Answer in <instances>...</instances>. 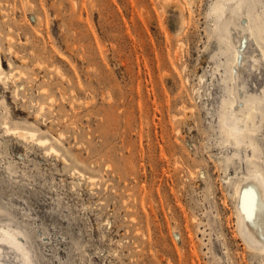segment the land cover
<instances>
[{
	"label": "rangeland",
	"instance_id": "1",
	"mask_svg": "<svg viewBox=\"0 0 264 264\" xmlns=\"http://www.w3.org/2000/svg\"><path fill=\"white\" fill-rule=\"evenodd\" d=\"M190 1L0 0V241L20 232L30 264L264 262L235 207L239 178L264 176V111L230 142L235 56L213 11L230 0ZM247 2L264 49V0ZM242 31L237 80L263 98Z\"/></svg>",
	"mask_w": 264,
	"mask_h": 264
},
{
	"label": "bare ground",
	"instance_id": "2",
	"mask_svg": "<svg viewBox=\"0 0 264 264\" xmlns=\"http://www.w3.org/2000/svg\"><path fill=\"white\" fill-rule=\"evenodd\" d=\"M190 3L194 5V3H192V0L190 1ZM180 5L182 6V4ZM181 10L183 11V8H181ZM213 11L214 15L218 18L219 21V32L234 49L235 63L233 66V82L235 89V100L225 114V124L230 130V142L235 144V146H239L242 135L245 134V129L248 128V124L252 114L259 109L260 111H264V97L256 98L253 96H249L246 98L243 95V90L237 80L236 70L239 69L244 62V54L241 46L245 45L247 39L242 29L244 28V32L249 33V36L253 40L263 60L264 49L257 43L253 34V28L249 19L250 12L247 0H230L226 5H215ZM236 36L237 38L241 39L239 40V42L237 39L238 44H236L235 41ZM238 45L239 47H237ZM257 57L258 56L253 57L254 63L258 60ZM13 77L14 75H11L10 78ZM3 79L8 80V78L3 77L0 74V81H2ZM197 94L199 95V91H197ZM186 109L188 108H184V111ZM10 131H14L19 137L25 139L28 136L30 138L35 136L32 134L33 132L31 133L23 129H10ZM38 141L39 144L45 143V139H43L44 142L42 141V139H38ZM52 150L50 149V151ZM235 207L240 229L239 233L244 241V244H246V246L256 255H264V176L262 173L253 172L243 175L241 178H239V184L235 191ZM9 230H5L7 232V235H5L6 239L0 241L4 244L1 251L2 253L5 252L4 254L0 253V264H30V261L23 253V245L21 246L19 244V237H23V235L16 230ZM7 251L10 253H8ZM262 264H264V262Z\"/></svg>",
	"mask_w": 264,
	"mask_h": 264
}]
</instances>
